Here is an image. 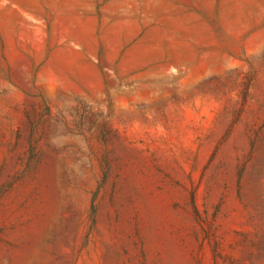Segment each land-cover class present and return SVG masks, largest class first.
I'll return each mask as SVG.
<instances>
[{"label": "rangeland", "instance_id": "1", "mask_svg": "<svg viewBox=\"0 0 264 264\" xmlns=\"http://www.w3.org/2000/svg\"><path fill=\"white\" fill-rule=\"evenodd\" d=\"M0 264H264V0H0Z\"/></svg>", "mask_w": 264, "mask_h": 264}, {"label": "crops", "instance_id": "2", "mask_svg": "<svg viewBox=\"0 0 264 264\" xmlns=\"http://www.w3.org/2000/svg\"><path fill=\"white\" fill-rule=\"evenodd\" d=\"M118 40L115 43V58L116 60L120 53L125 47L127 46V43L125 41H120L119 35L117 36ZM64 52L63 49H56V51L49 50L47 54V62L44 66L38 68L37 73V85L43 89L45 93L51 94V93H66L68 92L67 89L62 85L61 79H66V75H61L59 73L60 66L57 64L60 62V57L57 54H60V52ZM76 55L79 59H81L85 64L89 63V54L84 53L83 51H77ZM95 56V54L91 55V57ZM94 65L92 66V68ZM113 68V65L111 66ZM43 70L47 71L46 74H44ZM46 79V80H45Z\"/></svg>", "mask_w": 264, "mask_h": 264}]
</instances>
